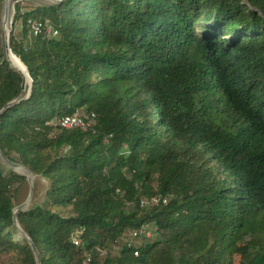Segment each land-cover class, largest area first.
Returning a JSON list of instances; mask_svg holds the SVG:
<instances>
[{
    "label": "trees",
    "instance_id": "trees-1",
    "mask_svg": "<svg viewBox=\"0 0 264 264\" xmlns=\"http://www.w3.org/2000/svg\"><path fill=\"white\" fill-rule=\"evenodd\" d=\"M9 49L32 87L2 111L22 78L0 46V152L47 184L16 216L40 264H264V0L17 3ZM79 111L92 129L53 125ZM24 183L0 163V264H35Z\"/></svg>",
    "mask_w": 264,
    "mask_h": 264
},
{
    "label": "built area",
    "instance_id": "built-area-1",
    "mask_svg": "<svg viewBox=\"0 0 264 264\" xmlns=\"http://www.w3.org/2000/svg\"><path fill=\"white\" fill-rule=\"evenodd\" d=\"M28 28H29V35L32 38H38L43 37L46 39H53L58 36V30L51 25L49 21H29L28 22ZM53 125L64 130H81V131H87L93 128L95 125V117L93 114L87 116L84 115L82 112H76L71 116H63L57 119H54ZM161 203L162 205L166 204L165 199H157L152 198L149 201H146L144 199L140 200V207H149L153 208ZM152 238V233L148 226H142L138 228L137 230L133 231L130 234V240H148ZM72 244L74 247L80 246V241L78 237L75 235L72 238ZM98 255L100 257H103L105 255L104 252L100 251L99 249L96 250ZM134 256L137 257V252L134 253ZM85 261L86 263L90 262V257L88 254L85 255Z\"/></svg>",
    "mask_w": 264,
    "mask_h": 264
},
{
    "label": "rangeland",
    "instance_id": "rangeland-1",
    "mask_svg": "<svg viewBox=\"0 0 264 264\" xmlns=\"http://www.w3.org/2000/svg\"><path fill=\"white\" fill-rule=\"evenodd\" d=\"M19 4V6L21 7V10L23 12H26V11H33L37 8H40V7H49V6H53L54 5V0H49L47 1V3L45 2H41V1H37V0H12L11 3H10V9H9V27H8V30L9 32H11V26H12V19H13V7L15 4ZM50 3V4H49ZM4 7H5V1L3 2V5H2V11H1V18H0V46L2 47L3 49V44H4V31H3V28H2V24H3V14H4ZM10 23H11V26H10ZM20 28L19 26L17 25L16 26V32H19ZM10 36V35H9ZM0 163L1 165H4L3 162L0 160ZM5 166V165H4ZM6 167V166H5ZM9 171L11 169H9L8 167H6ZM17 173V172H16ZM32 187H36L37 188V191L39 193V196L38 198L34 201L33 198L29 199L28 196H29V192H30V186L28 185L27 181H26V178H25V183L24 185L20 188V190L18 191V194H17V206H21L22 204H27L28 206H26L24 208V211H27L30 206L35 202V203H39L42 198H43V195L45 193V189L47 187V184L40 178L38 177H35L33 176V183H32ZM15 207V208H16ZM20 239V236L17 237V240ZM152 239L154 240V236L152 237ZM151 239V240H152ZM134 244V243H133ZM137 244V243H136ZM135 244V245H136ZM110 252L112 254H115L116 253V250H110Z\"/></svg>",
    "mask_w": 264,
    "mask_h": 264
},
{
    "label": "water",
    "instance_id": "water-1",
    "mask_svg": "<svg viewBox=\"0 0 264 264\" xmlns=\"http://www.w3.org/2000/svg\"><path fill=\"white\" fill-rule=\"evenodd\" d=\"M62 1H63V0H54V4L60 3V2H62ZM6 2H7V0H5V3H6ZM3 18H4V14H3ZM10 26H11V23H10ZM9 35H10L9 30H8L6 33H4V39H3V40H4V44H3V52H4V55H5V59H6L7 63L9 64V67H10L14 72H16V73L22 78V84H21V93H20L19 97H18L16 100L12 101V103L8 104V105H7L2 111L8 109L10 106H12V105H14V104H17V103L21 102L22 100H25V99L29 98L30 93H31V87H32V82H31V80H30V78H29V76H28V73H27L26 68L24 67L25 70H26V76L28 77V80H29V83H30L29 92L26 93V94H24V92H23V82H24V77H23V75H22L20 72H18L17 70L13 69V68L11 67L9 61H8V55L11 53V51H10V49H9ZM2 111H1V112H2ZM1 112H0V113H1ZM0 157L2 158L1 161L3 162V164H4L6 167H8L9 169H11V170H10L11 172H13L14 174H16V175H18V176H21V177L25 178L24 175L19 174V173H16V172L13 170L14 167L19 166V165L14 164V163H12V162L6 160L5 157L2 155L1 152H0ZM21 167H22V166H21ZM24 208H25V207L18 206V207H16V208L13 210V213H12V216H13V223H14V226H15V228H16V230H17L19 236H20V238H21L22 240H24V241L28 244V246H29V248H30V250H31V252H32V255H33V257H34L35 264H40L39 253L37 252L36 248L34 247L33 243L31 242V240L27 237V235L23 232V230L20 228V226H19L18 223H17L16 216H17L18 213L23 212V211H24Z\"/></svg>",
    "mask_w": 264,
    "mask_h": 264
},
{
    "label": "bare ground",
    "instance_id": "bare-ground-1",
    "mask_svg": "<svg viewBox=\"0 0 264 264\" xmlns=\"http://www.w3.org/2000/svg\"><path fill=\"white\" fill-rule=\"evenodd\" d=\"M12 0H7V2L5 3V7H4V18H3V24H2V28L4 33H6L8 31V27H9V9H10V3ZM37 1H41V2H45L47 3V1L49 0H37ZM50 4V3H49ZM1 25V24H0ZM1 28V27H0ZM8 61L11 65V67L15 70H17L18 72H20L23 77H24V82H23V92L24 94L29 92V87H30V83L28 78L19 70V68L17 67V65L15 64L11 53L8 55ZM0 160H2V158L0 157ZM13 170L19 174H22L25 176L26 181L28 183V185L30 186V192H29V196L28 198L31 199L32 195H33V187H32V183H33V175L24 167L21 166H16L13 168ZM22 207H26L28 206L27 204H22Z\"/></svg>",
    "mask_w": 264,
    "mask_h": 264
}]
</instances>
